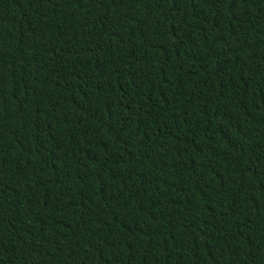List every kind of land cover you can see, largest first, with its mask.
Masks as SVG:
<instances>
[{"label":"trees","instance_id":"1","mask_svg":"<svg viewBox=\"0 0 264 264\" xmlns=\"http://www.w3.org/2000/svg\"><path fill=\"white\" fill-rule=\"evenodd\" d=\"M0 264H264V0H0Z\"/></svg>","mask_w":264,"mask_h":264}]
</instances>
